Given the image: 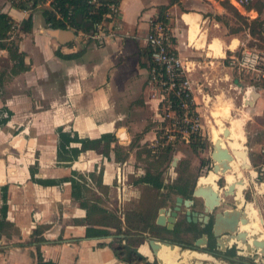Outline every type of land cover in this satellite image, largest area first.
Returning a JSON list of instances; mask_svg holds the SVG:
<instances>
[{"label":"crops","instance_id":"crops-1","mask_svg":"<svg viewBox=\"0 0 264 264\" xmlns=\"http://www.w3.org/2000/svg\"><path fill=\"white\" fill-rule=\"evenodd\" d=\"M118 4L122 27L99 43L86 41L66 28L51 27L44 11L37 15L17 8L11 0H0V12L18 24L31 13L33 17L29 31L19 29L17 43L29 70L13 74V61L0 47V57L9 59L7 66L0 60V72L4 73L0 87V209L6 194L7 220L13 224L10 234L3 233L0 238V264H37L36 246L27 244L38 227L45 237L40 243L45 262L129 264L104 237L87 236L91 225L82 203L90 201L92 194L102 195L90 177L95 167L103 168L102 150L88 149L71 163L61 161L58 129L77 133L80 138L112 134L111 151L119 150L118 144L126 139L130 142L135 134H141L142 139L153 133L147 128L160 124L161 110L159 94L149 82L145 40L150 20L158 17L161 6L168 7L171 48L183 61L203 127L215 119L214 114L222 115L211 109L210 102L220 98L223 82L232 79L231 59L240 55L235 41L240 40L242 29L232 23L221 1L120 0ZM236 8L250 19L262 16L255 7ZM247 106L264 108L261 92L253 105ZM225 117L223 122L229 121ZM71 146L81 148L82 144L72 142ZM71 177L79 182V199L71 181L66 180ZM41 180L54 182L44 184ZM262 182L256 183L255 189L264 195ZM141 251L148 253L146 245Z\"/></svg>","mask_w":264,"mask_h":264},{"label":"flooded vegetation","instance_id":"flooded-vegetation-1","mask_svg":"<svg viewBox=\"0 0 264 264\" xmlns=\"http://www.w3.org/2000/svg\"><path fill=\"white\" fill-rule=\"evenodd\" d=\"M213 148L214 142L212 151ZM146 153L148 155L147 160L150 163L148 168L133 170V161L129 158L130 154L123 155L119 150H107L102 152L105 158L103 168L95 167L90 171L91 180L101 190L103 198L100 195L92 194L90 201L86 203H89L91 207L98 204L103 208L102 219L107 223V226L113 223L116 219L115 215L119 214L117 210L114 211L109 208V205H113L111 200L118 198L123 202L124 199L132 201V204H130L133 207L130 210L134 212L124 213L123 217L118 215L123 222L122 232L120 234L109 233L104 237L115 249L117 255L120 258L127 257L129 264H153L155 262L160 264L157 255L149 244V239H155L161 243L168 242L177 245L180 252L190 249L204 253L207 256L203 258L205 263L209 259H215L223 264H255L251 257L238 256V250H236V243L234 242L224 248L222 247L223 250H220L221 247L218 246V237L215 236L214 230L217 214L223 213L227 209H234L237 206L236 198L238 195L237 193L228 195L225 193L224 177L216 180L218 186L223 189L221 203L216 205L210 212H205L204 199L201 196L194 195V190L200 184V180L210 175V170L213 168L211 154L206 157L200 156V151H192V157L189 160L169 155V159L166 160L169 164L166 163V168L159 171L156 168L158 164L156 151L147 150L143 154ZM177 158L178 160L175 164L174 161ZM181 164H188L187 170L195 173L180 172L179 166ZM118 167H121L122 171L119 172L117 170ZM262 173L259 172L256 179H259L263 175ZM157 179L163 181L161 188L155 186ZM124 186H127V188H124ZM136 188H138L139 194H135ZM124 190L131 192L130 198L124 197V193H122ZM145 190L153 193L148 200L146 197L143 198ZM178 197L183 198L181 204L177 202ZM243 199L245 206L251 203L247 199L246 194ZM185 200H192V203L187 205ZM177 205L180 206V209L177 211L175 221H172L173 211L176 210ZM136 207H144L145 210L140 211ZM188 210L191 212V219L188 218ZM99 215L101 214L98 211L92 213V217H98ZM206 215L209 216L208 221H205ZM160 217L163 220L162 223L159 222ZM194 217H196V220H194ZM129 221L137 227L140 226V228H135L132 234L127 232ZM171 224H173L172 227H170ZM205 235L207 236V242L197 246V240ZM131 237L141 238V242H137L136 245L130 244L129 240ZM116 240L117 242H114ZM144 245H146L148 250L146 254L141 251V246ZM167 248L164 247V249ZM179 263L180 260L177 264Z\"/></svg>","mask_w":264,"mask_h":264},{"label":"rangeland","instance_id":"rangeland-1","mask_svg":"<svg viewBox=\"0 0 264 264\" xmlns=\"http://www.w3.org/2000/svg\"><path fill=\"white\" fill-rule=\"evenodd\" d=\"M222 1V0H220ZM232 5V3H230ZM227 6V5H226ZM251 7H255L257 9H261L262 16L261 18H264V0H256L254 4L250 5ZM49 8V5L44 4L41 6V4L37 5V7L33 8L34 13L37 15H41L43 11ZM233 6L232 8L229 7L228 10L230 12L231 19L233 20L232 23H236L239 28L242 29V31L239 33V39L235 42L239 43L238 47V53L242 51V49L246 47H263L264 46V38L261 34L260 27L254 26L255 32L252 33L251 27H253V24H251V19L247 16L245 17H239L236 16L233 12ZM247 18V19H246ZM67 33V32H65ZM19 33L16 37V43H18L19 40ZM236 58L238 55H234ZM10 59V58H9ZM9 59L7 57H0V60L3 61L2 66H7V62H9ZM230 67L233 70L232 79L227 80L226 82H223V86L219 89L220 91V98L214 102L213 104L210 102L211 109H215V112H221L222 115L215 116L212 118V121L209 122L203 130V135L197 138H194L192 140L196 139H202V141H205L206 148L204 150H199L200 156H210L212 152V144L216 136H223V130L221 127V124L225 123L229 127L233 129L232 136L228 139H225V144L227 146H231V141L234 142L239 140L240 138L243 139L245 142V146L249 149V157L250 162L252 164L251 170L245 169L240 170L243 175H245L247 179V184L241 191L242 197L246 194L247 199L249 202H251L254 205V208L258 213H260V216L264 218V195L259 192V189H255L256 183L261 181V179H256L257 177L251 178L249 175L251 173L255 174L256 170H258V167L262 163V156L260 155V150L262 145L264 144V108L262 106L261 109L254 108L252 106H244L243 100L244 95L247 89L250 87L251 82L249 80L245 79L243 76L239 75V67L235 64H231ZM236 80L238 83H236ZM255 85V91L261 92L262 96L264 97V84H254ZM228 104H231L230 106ZM228 105V106H227ZM228 107V114L227 116H232V119L229 121H224V117L226 115H223L225 112V109ZM224 109V110H223ZM211 112V111H209ZM257 112V113H256ZM260 112V113H259ZM162 114V110H161ZM210 115V113H209ZM219 124V125H217ZM233 125V126H232ZM148 130H153V133L151 135H144L143 138L139 139L137 138L136 134L131 138L130 142L128 139L121 142L119 145V152L121 154H130L129 158L133 161V170L141 169V168H148L150 167L149 160H147V153L143 154L145 151H156V156L160 154H165V150L167 148H170V152L172 156H177L178 158L182 157L183 159L189 160L192 157V147L190 146L189 142L184 140L181 136L175 138V135H178V129L171 125L170 123H158L156 127L147 128ZM243 129V130H242ZM150 132V131H149ZM217 132V133H216ZM148 133L147 130H145V134ZM173 134V135H171ZM175 134V135H174ZM242 134V135H241ZM238 139H235V138ZM139 139V141H138ZM232 148V147H231ZM158 158V157H157ZM176 162L177 163V160ZM164 162L159 161L157 164V170L162 171L163 168H166L165 166L169 164L166 160ZM167 163V164H166ZM148 164V165H147ZM180 172H186V173H195L194 171L187 170L188 164H181L179 166ZM194 168V167H193ZM192 168V170H193ZM212 169V168H211ZM251 171V173H250ZM205 173V172H203ZM124 188H127V186H124ZM136 188L135 194H139V191ZM124 193V197L130 198L131 192L129 190L122 191ZM126 193V195H125ZM153 193L149 190H145L143 193V198L146 197V199H150ZM103 198V196H101ZM121 197V194H120ZM104 203V199L102 200ZM112 206L109 205V208L113 209L114 211H118V215H121L122 217L125 214L133 213V210H130V208L133 207L132 201H127L124 199V202L121 201V199L114 198L111 200ZM131 203V204H130ZM140 211L145 210L144 207H136ZM137 211V209H135ZM115 215V214H114ZM117 215V214H116ZM101 215H99L97 220H101ZM260 225V228L264 232V227L260 222H258ZM137 228H140L138 226ZM114 242H117L114 241ZM236 247V246H235ZM238 250V249H236ZM200 261L203 262V264L213 263V264H223L219 260H213L209 259L206 261L203 259L198 258L197 256H192L189 259L180 260L179 264H201ZM141 264V263H140Z\"/></svg>","mask_w":264,"mask_h":264},{"label":"built area","instance_id":"built-area-1","mask_svg":"<svg viewBox=\"0 0 264 264\" xmlns=\"http://www.w3.org/2000/svg\"><path fill=\"white\" fill-rule=\"evenodd\" d=\"M22 2L24 0H11ZM236 7L247 8L256 0H230ZM96 7L107 8L102 20L93 23L89 30L81 29L73 25L71 18L72 11L66 15L59 7L52 6V0L38 3L47 4L57 20L65 23L66 29L81 35L86 41L94 40L103 43L107 37L113 36L122 27L119 18L120 6L118 3L105 4L99 0H90ZM37 5L35 7H37ZM26 10V9H25ZM30 10L31 9H27ZM19 33V26L14 27L10 32L9 40H16ZM264 37V31H263ZM146 44L149 48L150 59V85L154 92L159 94V108L162 110L160 123H170L178 129L179 134L175 138L182 137L186 141L203 135V119L193 100L190 80L186 74L181 57L171 48V31L158 17L150 20V30L146 36ZM231 64L239 67V73L249 80L251 84H264V46L246 47L236 58L231 59ZM173 135V134H171ZM260 155L264 160V144L261 147ZM259 172L264 173V161L256 170V177ZM262 173V174H263Z\"/></svg>","mask_w":264,"mask_h":264},{"label":"trees","instance_id":"trees-1","mask_svg":"<svg viewBox=\"0 0 264 264\" xmlns=\"http://www.w3.org/2000/svg\"><path fill=\"white\" fill-rule=\"evenodd\" d=\"M47 0H24L22 2H14L13 4L20 9L27 10L31 9L33 11L35 6L38 3L45 2ZM103 3H118L120 0H99ZM221 3L223 6H225L227 9L229 7L232 8L233 5H230L229 0H222ZM227 5V6H226ZM52 6L53 7H59L60 10L64 15L67 14L69 10L72 11L71 18L73 21V25L89 30L91 27L86 26L88 22L98 23L102 20V17L107 11V8L104 6L96 7L95 3H91L90 0H52ZM234 7V6H233ZM251 6H248L250 8ZM168 7L167 6H161L160 12L158 14V19L163 22L165 26H169V16L167 12ZM234 14L239 17H245L242 15L236 7L233 8ZM259 12H261V9H259ZM262 13V12H261ZM44 14L46 16L47 22L50 23V26L53 28H61L65 29L66 25L64 22L57 20L53 14V12L49 9H46L44 11ZM247 19V18H246ZM251 24H253V27H251L252 33L255 32L254 26L260 27V31L263 37V31H264V18H261V15H259L257 18L251 19ZM33 25V17L32 13L30 16L24 20L21 24H18L14 18H12L10 15L4 12H0V47L3 49H6L8 52L9 58L13 61V66L11 67V71L13 74H17L21 71H26L30 69V66L25 63V55L23 52H20L19 45L16 43L15 40H9L10 32L14 29V27H18L21 31H29L32 28ZM264 38V37H263ZM243 51V49H242ZM240 52V54L242 53ZM4 80V73L0 72V87L3 84ZM259 84V83H256ZM2 109H0V115H1ZM9 116L11 115V112H8ZM6 121V119L3 120V123ZM59 134V143H58V158L61 161L65 162H73L74 160L78 159L79 155L88 149H96V150H102V152H105L107 150L112 149V142H113V136L112 134H104L100 138H80L77 133H74V135L71 134V132L64 131L63 128L58 129ZM141 134L137 136V138H141ZM138 139V141H139ZM72 142H78L81 143V148L78 147H72ZM190 146L192 147L193 151H199L204 150L206 148L205 141H202V139H196L192 140L190 143ZM117 149V148H115ZM170 148H167L165 150V154L158 155L159 161L164 162L165 159L171 155ZM262 161L263 158H262ZM31 173H32V179L35 181L34 173L35 169L34 167H31ZM261 181H264V173L260 176ZM67 181H71L73 186V194L76 198L81 197V189L79 182L76 178H66ZM54 181H48V180H41V183L47 184ZM155 186L158 188H161L163 186V181L160 179H157L155 182ZM182 191V190H181ZM4 204H2V207L0 209V238L3 233L5 235L10 234V230L13 228V224L7 220V212H8V205H7V197L6 194L3 195ZM82 205L87 209L88 216H87V222L89 224H93L92 227H88L87 229V236L90 237H105L109 233L113 234H120L122 232L123 222L118 215H115L116 219L107 226V223L102 219V213L103 208L99 206L98 204H95L93 207L89 205V203L83 202ZM94 211H98L99 214H101V220H97L98 218L92 217V213ZM130 223V221H129ZM128 225V224H127ZM108 227V228H107ZM137 228L134 224L128 225V233L132 234L134 229ZM111 230V232H109ZM7 235V236H8ZM31 240L28 242L27 245H35L37 249V264H50L48 262H45L42 257V253L40 251V243L45 241V237L42 236L40 227L35 229V231L32 234ZM141 242V238L138 237H131L129 240L130 244H137ZM20 245H25L24 242H19ZM124 261L129 262L127 257L121 258ZM153 264H158L157 262Z\"/></svg>","mask_w":264,"mask_h":264},{"label":"water","instance_id":"water-1","mask_svg":"<svg viewBox=\"0 0 264 264\" xmlns=\"http://www.w3.org/2000/svg\"><path fill=\"white\" fill-rule=\"evenodd\" d=\"M93 22H88L86 26H92ZM259 92L255 91V85H250L244 95L243 103L244 105H253L254 101L258 98ZM227 120H231L232 116H226ZM223 130V136H219L214 140V148L211 153L213 160V168L212 172H214L218 178L220 179L224 177L225 179V193L234 194L237 193L236 203L237 206L234 209H227L223 213H218L216 217V221L214 224L215 236L218 237V246L221 247L220 250H223L224 245L222 244L223 236L228 235L229 237L234 239V243H236V249H238V256H247L251 257L255 264H264V232L262 229L258 230V232H251L245 230L243 228L244 225L252 224L253 222H260L262 225L264 224V218L257 215L254 219L249 218L247 216V206H245L244 199L241 195L242 189L247 184V179L245 175L241 173L240 170H251L252 164L250 162L249 157V149L245 146V142L243 139H239L238 143L241 147L238 148H230L225 144V139H228L232 136L231 128L225 124H221ZM176 162V159L174 163ZM176 164V163H175ZM251 173V171H250ZM228 174H233L234 180L229 181L227 178ZM255 174L251 173L249 176L251 178L256 177ZM216 183V182H215ZM261 187L264 188V182H262ZM223 189H221L218 184L215 185H205L198 184L194 190V195L201 196L205 201V212L208 213L210 210H213L216 205L221 203V193ZM183 201L182 197H178L177 202L181 204ZM185 203L189 205L192 203V200H185ZM180 209V206H176V210L173 211L172 221H175L177 211ZM188 218L191 219V212L187 211ZM194 215H196L194 213ZM209 216H205V221H208ZM196 220V217H194ZM159 222L162 223L163 220L160 217ZM173 224L170 225L172 227ZM252 234V235H251ZM207 242V236H203V238L198 239L196 242L197 246H200ZM240 242H245L248 244L250 254H245L243 252L244 247L241 246ZM149 244L153 248L155 254L158 257V254L163 247L162 245L170 246L173 250L177 247L175 244H170L168 242L161 243L155 239H149ZM204 254V253H203ZM159 263H161L160 258ZM203 264L202 261H200ZM213 264V263H208Z\"/></svg>","mask_w":264,"mask_h":264},{"label":"bare ground","instance_id":"bare-ground-1","mask_svg":"<svg viewBox=\"0 0 264 264\" xmlns=\"http://www.w3.org/2000/svg\"><path fill=\"white\" fill-rule=\"evenodd\" d=\"M224 110V109H223ZM227 111H228V107H227ZM218 112V111H217ZM227 114V113H225ZM224 115V114H223ZM216 116V115H215ZM233 126V125H232ZM231 128V127H230ZM243 130V129H242ZM231 131L233 132V129L231 128ZM217 133V132H216ZM242 135V134H241ZM219 136L215 135V139L218 138ZM235 139H238L237 137ZM242 139V138H240ZM230 147L232 148H238L241 147V145L238 143V140L234 142L231 141L230 143ZM218 176L210 171V175L205 176L203 179L200 180V184H205V185H215L216 180H217ZM227 178L229 181H233L234 180V176L233 174H228ZM247 216L249 218L254 219V217H256V210L253 206L252 203L247 205ZM243 228L245 230L251 231V232H258V230H260V225L258 224V222H253L252 224H247L244 225ZM252 235V234H251ZM234 241L233 238L229 237L228 235L223 236V240H222V244L225 246L232 244V242ZM241 246L244 247L243 252L245 254H250L249 252V247L248 244L245 242H240ZM163 247L161 248L158 257L160 258V261L162 264H177L179 262V260H181L182 258H190L192 256H197L200 259L206 258V254L203 253H199L197 251H193L190 249H185L183 251H178V247H176L175 249H171L170 246H166V245H162ZM164 247H168L167 249H164ZM174 257V258H173ZM170 259H174L172 262Z\"/></svg>","mask_w":264,"mask_h":264}]
</instances>
